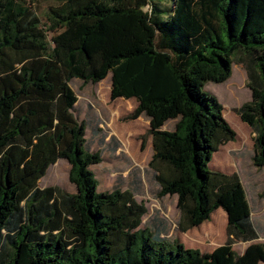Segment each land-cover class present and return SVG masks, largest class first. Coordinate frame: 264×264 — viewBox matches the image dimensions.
I'll use <instances>...</instances> for the list:
<instances>
[{"label": "trees", "instance_id": "trees-1", "mask_svg": "<svg viewBox=\"0 0 264 264\" xmlns=\"http://www.w3.org/2000/svg\"><path fill=\"white\" fill-rule=\"evenodd\" d=\"M36 1L0 0V264L264 263V243L233 248L259 231L239 175L208 165L236 133L204 89L240 55L251 98L234 111L264 170V0H49L45 22ZM108 75L110 98L135 99L132 118L149 120L156 195L176 197L178 227L226 212V241L210 252L140 227L147 209L131 191H98L90 166L102 157L69 83ZM59 158L74 193L38 185Z\"/></svg>", "mask_w": 264, "mask_h": 264}, {"label": "rangeland", "instance_id": "rangeland-1", "mask_svg": "<svg viewBox=\"0 0 264 264\" xmlns=\"http://www.w3.org/2000/svg\"><path fill=\"white\" fill-rule=\"evenodd\" d=\"M165 3L169 4L168 1ZM50 4L49 0H37L34 4L42 22L46 21ZM239 58L237 54L231 76L226 81L204 85V89L221 103L223 116L236 133L234 140L219 147L208 165L213 170L239 175L251 206L253 222L261 234L254 243H264V170L252 164L254 132L234 111L251 98L246 68ZM69 84L76 97L72 113L85 123L89 149L99 152L102 157L101 162L90 166L98 182V191H110L116 187L131 191L147 209L140 227L160 230L161 236L177 239L185 247L210 252L224 243L227 219L224 210L216 209L209 220L184 232L178 227L176 197H157V184L149 166L152 155L149 120L143 114L132 118L135 99H111L110 75L95 84L83 83L79 79H72ZM173 123V120L168 121L163 128L171 129ZM69 168V163L59 158L38 181L39 187L57 185L65 192L74 193L75 185L68 179ZM246 247L244 241L233 244L239 252Z\"/></svg>", "mask_w": 264, "mask_h": 264}, {"label": "crops", "instance_id": "crops-1", "mask_svg": "<svg viewBox=\"0 0 264 264\" xmlns=\"http://www.w3.org/2000/svg\"><path fill=\"white\" fill-rule=\"evenodd\" d=\"M258 196H260V194H258ZM250 209H251V206H250ZM250 214H251V217H252V211H251ZM210 218H211V217H210ZM260 235H261V234L259 233V236H258L257 238L252 239V240H250V241H245L246 246H247L248 244H250V243H254V241H256V240L260 237ZM237 252H238L239 254H241L243 251H242V252L237 251ZM261 263L264 264V263L261 262V261L258 262V264H261Z\"/></svg>", "mask_w": 264, "mask_h": 264}]
</instances>
